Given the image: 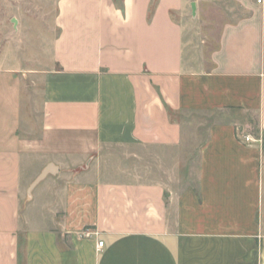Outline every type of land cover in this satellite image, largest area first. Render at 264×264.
I'll list each match as a JSON object with an SVG mask.
<instances>
[{
	"label": "crops",
	"instance_id": "obj_1",
	"mask_svg": "<svg viewBox=\"0 0 264 264\" xmlns=\"http://www.w3.org/2000/svg\"><path fill=\"white\" fill-rule=\"evenodd\" d=\"M238 1L213 42L185 0H58L49 68L1 59L0 264H264V0Z\"/></svg>",
	"mask_w": 264,
	"mask_h": 264
},
{
	"label": "rangeland",
	"instance_id": "obj_2",
	"mask_svg": "<svg viewBox=\"0 0 264 264\" xmlns=\"http://www.w3.org/2000/svg\"><path fill=\"white\" fill-rule=\"evenodd\" d=\"M57 3L58 0H0V61L8 57L13 67L27 74L49 68L51 43L56 35L54 21ZM185 4L186 17L189 21H195V31L203 41L214 42L222 22L241 16L238 0H185ZM180 116L185 122L190 123L189 128L195 134L197 123L210 119L202 114ZM200 135L203 138L204 132ZM195 143L197 140L191 141V146ZM130 150L137 151L143 158L145 157V150L137 148ZM189 159L190 166L194 167L195 155ZM188 173L185 180L192 181L194 174Z\"/></svg>",
	"mask_w": 264,
	"mask_h": 264
},
{
	"label": "water",
	"instance_id": "obj_3",
	"mask_svg": "<svg viewBox=\"0 0 264 264\" xmlns=\"http://www.w3.org/2000/svg\"><path fill=\"white\" fill-rule=\"evenodd\" d=\"M56 171V168L53 165L46 166L40 174L34 179V181L31 183L29 190L33 189V187L40 182L48 173H54Z\"/></svg>",
	"mask_w": 264,
	"mask_h": 264
},
{
	"label": "built area",
	"instance_id": "obj_4",
	"mask_svg": "<svg viewBox=\"0 0 264 264\" xmlns=\"http://www.w3.org/2000/svg\"><path fill=\"white\" fill-rule=\"evenodd\" d=\"M258 3H260L261 2V0H256ZM243 140H244V142H250V141H253V139H251L249 136H247V135H244V137H243ZM92 234H94L93 232H90V231H84L83 232V235L84 236H91ZM103 245H104V243H103V241L102 240H97V243H96V249L97 250H101L102 249V247H103Z\"/></svg>",
	"mask_w": 264,
	"mask_h": 264
}]
</instances>
